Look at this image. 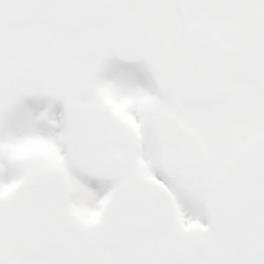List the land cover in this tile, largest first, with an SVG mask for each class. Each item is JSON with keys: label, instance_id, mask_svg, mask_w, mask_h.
<instances>
[{"label": "snow or ice", "instance_id": "snow-or-ice-1", "mask_svg": "<svg viewBox=\"0 0 264 264\" xmlns=\"http://www.w3.org/2000/svg\"><path fill=\"white\" fill-rule=\"evenodd\" d=\"M0 264H264V0H0Z\"/></svg>", "mask_w": 264, "mask_h": 264}]
</instances>
